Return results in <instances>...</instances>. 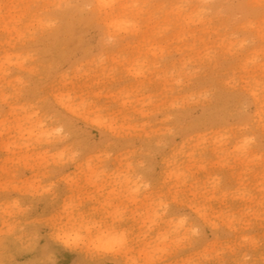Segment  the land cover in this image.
<instances>
[{
	"label": "rangeland",
	"instance_id": "obj_1",
	"mask_svg": "<svg viewBox=\"0 0 264 264\" xmlns=\"http://www.w3.org/2000/svg\"><path fill=\"white\" fill-rule=\"evenodd\" d=\"M96 1L0 0V264H264V0Z\"/></svg>",
	"mask_w": 264,
	"mask_h": 264
},
{
	"label": "snow or ice",
	"instance_id": "obj_2",
	"mask_svg": "<svg viewBox=\"0 0 264 264\" xmlns=\"http://www.w3.org/2000/svg\"><path fill=\"white\" fill-rule=\"evenodd\" d=\"M104 7H109L110 5H103ZM63 243L67 246H71L73 244H79V238L72 237H61ZM105 243L102 246H97L96 251H104V252H115L123 249L128 241L125 234L112 230L107 232L104 237ZM36 264H57V261L54 259H42L37 260Z\"/></svg>",
	"mask_w": 264,
	"mask_h": 264
},
{
	"label": "bare ground",
	"instance_id": "obj_3",
	"mask_svg": "<svg viewBox=\"0 0 264 264\" xmlns=\"http://www.w3.org/2000/svg\"><path fill=\"white\" fill-rule=\"evenodd\" d=\"M117 1L118 0H97L96 2L98 3V4H100V6H101V10H104V14H105V12L106 13H108L107 15H110V14H114L115 13V11L117 12V11H120V10H122L123 8H125L123 5H125V4H120L119 2L117 3ZM97 4V5H98ZM96 5V6H97ZM103 5H110L109 7H104ZM96 6H95V8H96ZM99 6V7H100ZM94 7V6H93ZM98 10V9H97ZM100 10V11H101ZM116 15H118V13H116ZM117 19V18H116ZM115 19V20H116ZM107 20L108 19H105L104 20V22H107ZM115 20H113V18H112V22L111 21H109V22H111L110 24H109V22H108V25L111 27V26H115L116 24L114 23V21ZM122 20V19H121ZM117 21V20H116ZM118 21H119V19H118ZM120 23V22H119ZM107 24V23H106ZM122 24H123V22H122ZM118 25V24H117ZM119 26V25H118ZM121 26V25H120ZM119 26V27H120Z\"/></svg>",
	"mask_w": 264,
	"mask_h": 264
}]
</instances>
